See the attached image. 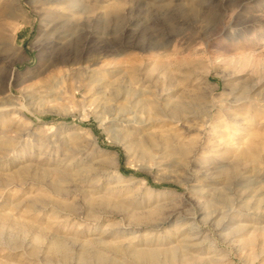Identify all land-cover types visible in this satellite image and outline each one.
Masks as SVG:
<instances>
[{
	"label": "rangeland",
	"instance_id": "1",
	"mask_svg": "<svg viewBox=\"0 0 264 264\" xmlns=\"http://www.w3.org/2000/svg\"><path fill=\"white\" fill-rule=\"evenodd\" d=\"M9 2L0 264H264V0Z\"/></svg>",
	"mask_w": 264,
	"mask_h": 264
},
{
	"label": "bare ground",
	"instance_id": "2",
	"mask_svg": "<svg viewBox=\"0 0 264 264\" xmlns=\"http://www.w3.org/2000/svg\"><path fill=\"white\" fill-rule=\"evenodd\" d=\"M15 5H16V3H15ZM15 5L12 4V3H10V2L9 3H5V0H4L0 4V14L4 15L5 17H16L17 14H18V11H17V8H16ZM114 53H115L114 51L109 50V54L110 55H113ZM89 60H90V57L88 55L83 54V53H77L73 57H69V56H67V57L65 56L64 57V56H61V57H58V58H52V59L49 60V66H56L59 63L60 64H62V63H68L70 61H72L73 64H77V63L80 64L78 66L80 68L74 69V71L72 72L73 73V77L75 79V83H77L78 82L79 74L81 73L80 70L83 69L82 63L83 62H86V61L89 62ZM110 84H112V83L110 82ZM4 87H5V84L4 85L3 84L0 85V91L1 92L3 91ZM81 87H82L81 84H74L73 89H72L73 90L72 91V95H71V96H73L74 99L77 96V91L79 89H81ZM119 121L126 122L125 126L127 128L126 129L124 128L121 131H122V137H123L122 139L124 140L123 143H125L127 147H130L131 146L132 148L136 149L137 151H141L143 154H146L147 151L150 150V149H156V148H162V149L169 148V150H174L172 148L173 145L170 143V141H171L170 138H163L161 140L148 138V140H150V141L147 142L145 138L143 139V138H140L141 136H137V135L140 134L139 128L136 127V126H132L131 125V122L128 121L127 118H125V119L122 118V120H119ZM113 125L114 124L111 123L110 126L108 125V128L110 130H115V128L113 127ZM96 144H97V142H96ZM145 145H146V147H144ZM243 156L247 157L251 162H255L254 156L251 155V154H249L247 151H244L243 152ZM106 166L108 167V169L111 172H113V174H115L116 179H118V180L121 179L120 178L121 177V174L119 172H117L116 168H114L115 166H114L113 161L106 163ZM63 177H64V175H58L57 176V179L60 180ZM52 245H53L52 247L55 250H57V252L63 249L62 248V244L59 243V242H54V244H52ZM144 252H142V253H144ZM139 253H141V252H138V254ZM142 253L140 254V256H144V257H151L152 256V253H145V254H142ZM137 257H138V255H137Z\"/></svg>",
	"mask_w": 264,
	"mask_h": 264
}]
</instances>
